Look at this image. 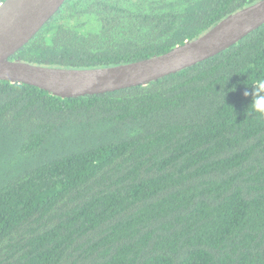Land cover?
<instances>
[{"label":"trees","instance_id":"1","mask_svg":"<svg viewBox=\"0 0 264 264\" xmlns=\"http://www.w3.org/2000/svg\"><path fill=\"white\" fill-rule=\"evenodd\" d=\"M260 1L66 0L10 60L139 62ZM260 82L264 25L146 86L60 98L0 81V264H264Z\"/></svg>","mask_w":264,"mask_h":264},{"label":"water","instance_id":"2","mask_svg":"<svg viewBox=\"0 0 264 264\" xmlns=\"http://www.w3.org/2000/svg\"><path fill=\"white\" fill-rule=\"evenodd\" d=\"M66 0H5L0 5V81L39 88L60 98L146 86L193 67L240 42L264 25V0L221 21L200 38L170 52L126 65L56 69L11 61Z\"/></svg>","mask_w":264,"mask_h":264},{"label":"clouds","instance_id":"3","mask_svg":"<svg viewBox=\"0 0 264 264\" xmlns=\"http://www.w3.org/2000/svg\"><path fill=\"white\" fill-rule=\"evenodd\" d=\"M261 90H264V82H260L258 88L254 87L251 107L259 114L264 115V96L259 95ZM245 95L247 96L248 93Z\"/></svg>","mask_w":264,"mask_h":264}]
</instances>
